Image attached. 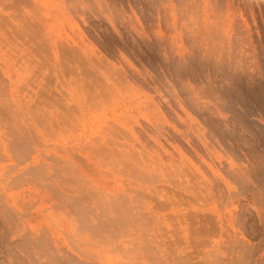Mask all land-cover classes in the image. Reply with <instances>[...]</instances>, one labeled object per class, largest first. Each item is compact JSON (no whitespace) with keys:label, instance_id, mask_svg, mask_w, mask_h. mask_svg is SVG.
<instances>
[{"label":"rangeland","instance_id":"1","mask_svg":"<svg viewBox=\"0 0 264 264\" xmlns=\"http://www.w3.org/2000/svg\"><path fill=\"white\" fill-rule=\"evenodd\" d=\"M0 264H264V0H0Z\"/></svg>","mask_w":264,"mask_h":264}]
</instances>
